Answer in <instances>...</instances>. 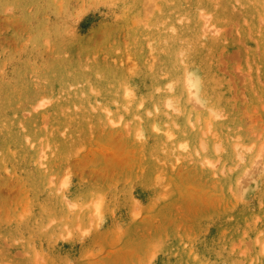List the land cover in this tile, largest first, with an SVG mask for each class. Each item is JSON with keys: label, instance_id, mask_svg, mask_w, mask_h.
I'll list each match as a JSON object with an SVG mask.
<instances>
[{"label": "rangeland", "instance_id": "obj_1", "mask_svg": "<svg viewBox=\"0 0 264 264\" xmlns=\"http://www.w3.org/2000/svg\"><path fill=\"white\" fill-rule=\"evenodd\" d=\"M0 264H264V0H0Z\"/></svg>", "mask_w": 264, "mask_h": 264}]
</instances>
